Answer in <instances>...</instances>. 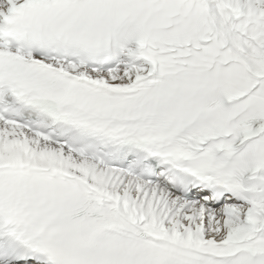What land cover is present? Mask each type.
I'll return each mask as SVG.
<instances>
[{
    "label": "snow or ice",
    "instance_id": "6c2138e0",
    "mask_svg": "<svg viewBox=\"0 0 264 264\" xmlns=\"http://www.w3.org/2000/svg\"><path fill=\"white\" fill-rule=\"evenodd\" d=\"M0 264H264V0H0Z\"/></svg>",
    "mask_w": 264,
    "mask_h": 264
}]
</instances>
